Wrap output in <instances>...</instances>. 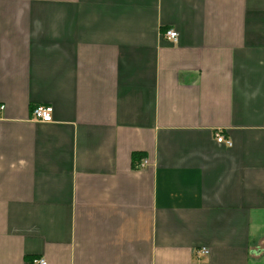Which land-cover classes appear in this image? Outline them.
<instances>
[{
	"label": "crops",
	"instance_id": "crops-1",
	"mask_svg": "<svg viewBox=\"0 0 264 264\" xmlns=\"http://www.w3.org/2000/svg\"><path fill=\"white\" fill-rule=\"evenodd\" d=\"M33 259L264 264V0H0V264Z\"/></svg>",
	"mask_w": 264,
	"mask_h": 264
},
{
	"label": "built area",
	"instance_id": "built-area-1",
	"mask_svg": "<svg viewBox=\"0 0 264 264\" xmlns=\"http://www.w3.org/2000/svg\"><path fill=\"white\" fill-rule=\"evenodd\" d=\"M165 36L169 40L176 41L177 33L172 31V30H170V31H167L165 33ZM31 116H32V119L34 121L41 122V123H50L52 121V109L49 106L36 107V108H34L32 110ZM215 139H216V142L218 144H223V145H226L228 147L231 146V142L225 140L223 135H221L220 133H217L215 135ZM147 165H148V161L147 160H143L140 163L139 167L143 168V167H145ZM201 254L206 255V254H208V251L206 249H202L201 250ZM31 263L32 264H46L45 260H43V259H33Z\"/></svg>",
	"mask_w": 264,
	"mask_h": 264
},
{
	"label": "trees",
	"instance_id": "trees-1",
	"mask_svg": "<svg viewBox=\"0 0 264 264\" xmlns=\"http://www.w3.org/2000/svg\"><path fill=\"white\" fill-rule=\"evenodd\" d=\"M134 156H135V155H134ZM139 157H140V155H136V156H135V159H136V158L138 159Z\"/></svg>",
	"mask_w": 264,
	"mask_h": 264
}]
</instances>
